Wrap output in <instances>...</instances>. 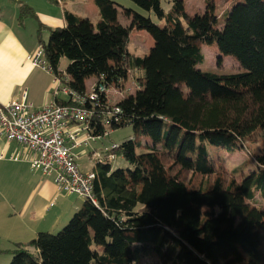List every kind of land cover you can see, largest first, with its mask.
<instances>
[{"label": "trees", "instance_id": "trees-1", "mask_svg": "<svg viewBox=\"0 0 264 264\" xmlns=\"http://www.w3.org/2000/svg\"><path fill=\"white\" fill-rule=\"evenodd\" d=\"M93 1L94 27L65 11V25L40 41L44 59L59 88L82 97L90 77L95 90L111 89L131 74L139 91L114 104L99 94L86 135L131 127L134 136L95 162V203L84 200L57 234L40 232L16 245L10 264H140L146 257L158 264H264V0H231L220 28L213 3L191 16L183 0H165L167 9L162 0H128L139 11L128 9L124 25L115 2ZM23 14L34 17L28 7ZM134 29L155 42L144 57L129 50ZM212 42L239 72L198 68L202 45ZM58 95L53 103L73 104ZM211 149L247 154L255 167L248 192L225 180ZM116 156L129 168L113 169L109 159ZM185 173L208 184L189 187Z\"/></svg>", "mask_w": 264, "mask_h": 264}, {"label": "rangeland", "instance_id": "rangeland-1", "mask_svg": "<svg viewBox=\"0 0 264 264\" xmlns=\"http://www.w3.org/2000/svg\"><path fill=\"white\" fill-rule=\"evenodd\" d=\"M115 2L119 7V21L127 25L130 22V18L127 19L126 11L128 9H133L135 11H139L137 7H135L128 0H111ZM184 7L186 12L191 15L202 14L207 9V6L211 3L215 6V15L218 20V28L224 23L225 14L231 8L232 1L231 0H183ZM58 0H54V3L49 4L48 6H43V11L48 14H43L42 17H33L32 19L27 20L26 27L24 29V38L27 42L31 43L30 47L34 48V52L40 50L42 42H47L49 37V29H53L56 27L63 26V9H67L68 6L65 4H57ZM34 6L37 7L39 2H37ZM162 7L167 9V4L165 0H162ZM40 8V6H39ZM55 10L52 12L51 10ZM70 9L75 13L80 14L81 16H87L88 20L92 27H94L96 22V14L97 9L93 0H76L74 4L70 6ZM43 12V13H44ZM38 19V20H36ZM154 23L159 24V22L152 17ZM155 46V42L151 36V34L146 33L145 31L132 30L130 34V43L129 50L135 56H146L149 54ZM32 53V55L34 54ZM35 52V53H36ZM202 53L204 55V62L202 65H199L198 68L201 69H209L216 70L219 72L226 73H237L240 71L239 63L233 59L232 57H224L219 54L216 43H205L202 45ZM219 62V63H218ZM68 62L66 59H62L60 62L59 70L60 72H64ZM41 74H49L45 71H40ZM50 76V75H49ZM94 77H90L86 80V90L87 94L91 93L94 88ZM37 86L30 93L32 97L39 98L41 96ZM140 86L134 81L133 76L129 74L127 78L122 82L120 88H111L105 94L108 101L111 104H114L120 98L133 94L139 91ZM107 135L105 137H100L95 141H89L86 145L81 146L78 150H76L77 154L80 156L78 161V166L81 171L88 172L91 171L95 162L104 160L106 156V151L109 150L112 144H120L123 141L133 138L134 133L131 127H123L120 129L112 130L106 129ZM138 146L136 151L139 153L143 150L144 140L143 137H138L137 140ZM261 140L257 139L252 149L257 151L261 146ZM211 154L215 162L224 168L227 171V176H225V180H234L236 184H238L244 192H248V188L244 187L246 181L249 179L250 175L254 171V165L249 160L247 154L241 152L227 153L224 151H220L217 149H211ZM111 161V166L113 169H128L129 165L119 156L113 157L109 159ZM167 165H170L169 162H166ZM240 169V170H239ZM175 170V169H174ZM234 170H239L236 173H233ZM39 172V171H38ZM53 177L49 179H44L48 181V183L53 184V195L48 197L45 201H43L38 208H27L30 212L26 216L20 217L18 214V208L15 206L13 209L11 206L5 203L3 197L0 196V231L4 232L2 234V238H0V264H10V261L13 256V251L16 249V245H26L30 243L34 238L22 237L23 240H12L3 236L9 227H20L23 221H28L32 223H38L40 217L43 218V223H40L45 230H41V232L57 234L63 227H65L73 215L80 209L82 206L84 199L77 195H69V194H61L57 196L56 188L53 183ZM183 181L189 187H198L205 186L207 181L200 178L199 176L191 175L190 173H185L182 176ZM52 206L46 211L47 206L50 203H53ZM55 223H59L55 227L53 226ZM53 226V227H52ZM52 229V230H47ZM40 233V232H39ZM140 264H158L157 257H146L142 259Z\"/></svg>", "mask_w": 264, "mask_h": 264}, {"label": "crops", "instance_id": "crops-1", "mask_svg": "<svg viewBox=\"0 0 264 264\" xmlns=\"http://www.w3.org/2000/svg\"><path fill=\"white\" fill-rule=\"evenodd\" d=\"M33 2L35 4L39 2V5L36 7ZM75 2L76 0H58L57 4L62 3L68 6L67 9H63V26L65 25V11L88 19L87 16H81L70 9V6ZM48 3L52 4L54 0H0V105L20 101L25 93L26 100L34 108L40 109L54 102V98L58 95L59 83L52 73L41 74L40 71L44 70L33 67L27 60L36 51L34 52V48L30 47L31 43L24 38L27 20L33 18L31 15L23 14L25 9L27 7L31 9L35 18L42 17L43 14H48V11H43V6H48ZM51 11L54 12L55 10L52 9ZM97 20L98 14H96V22ZM94 80L95 84L96 78ZM36 86L41 94L39 98L30 95ZM16 154L23 158L25 149L0 137V196L13 209L15 206H21L18 208V214L23 217L30 212L27 208L31 206V208H38L43 201L53 195V184L44 180L51 177H45L40 172L33 170L27 161H13L11 157ZM54 186L56 188L55 183ZM56 192L57 196L61 195L57 188ZM51 204H55V202L50 203L46 211L51 208ZM43 221V218L40 217L38 223H43ZM39 224L32 223L30 220L23 221L20 227H9L5 232L6 236L3 237L21 241L24 237L34 238L33 236H36L41 230H45ZM58 224L55 223L53 226ZM3 233L0 231V238H2Z\"/></svg>", "mask_w": 264, "mask_h": 264}, {"label": "built area", "instance_id": "built-area-1", "mask_svg": "<svg viewBox=\"0 0 264 264\" xmlns=\"http://www.w3.org/2000/svg\"><path fill=\"white\" fill-rule=\"evenodd\" d=\"M27 60L33 67L50 72L42 49ZM108 91L109 88L99 85L82 97L66 87L58 88L57 93L70 96L71 106H58L52 102L36 109L26 100L25 93L20 101L0 105V137L25 149L23 158L16 154L11 159L25 160L33 170L45 177H53L59 194L77 195L95 203L92 196L95 175L92 171L80 170V156L76 150L99 138L86 135V130L99 94L105 95ZM87 101L90 108H85ZM114 110L118 112V109Z\"/></svg>", "mask_w": 264, "mask_h": 264}]
</instances>
